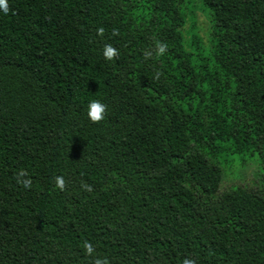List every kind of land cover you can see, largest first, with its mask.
Segmentation results:
<instances>
[{
	"label": "trees",
	"instance_id": "obj_1",
	"mask_svg": "<svg viewBox=\"0 0 264 264\" xmlns=\"http://www.w3.org/2000/svg\"><path fill=\"white\" fill-rule=\"evenodd\" d=\"M27 3L0 70V264H264V0Z\"/></svg>",
	"mask_w": 264,
	"mask_h": 264
},
{
	"label": "clouds",
	"instance_id": "obj_2",
	"mask_svg": "<svg viewBox=\"0 0 264 264\" xmlns=\"http://www.w3.org/2000/svg\"><path fill=\"white\" fill-rule=\"evenodd\" d=\"M29 11L27 0H0V70L2 71L21 70L22 63L25 60V52L19 42L18 34L25 27ZM103 33V28L97 29V35L102 36ZM27 42L25 40V43ZM156 51L157 55H163L166 52V46L157 42ZM102 54L106 61H112L118 55V51L111 45H105ZM156 78H159V74ZM105 112L106 105L99 101L92 100L87 105L86 115L92 123L102 121ZM55 184L57 188L63 190L64 179L57 176ZM85 187L88 191H91L90 187ZM83 248L87 255H92L94 249L90 243L85 242ZM94 264H109V262L107 259L97 258ZM183 264H194V261L186 258L183 260Z\"/></svg>",
	"mask_w": 264,
	"mask_h": 264
},
{
	"label": "rangeland",
	"instance_id": "obj_3",
	"mask_svg": "<svg viewBox=\"0 0 264 264\" xmlns=\"http://www.w3.org/2000/svg\"><path fill=\"white\" fill-rule=\"evenodd\" d=\"M259 168L255 160L246 159L243 165H235L227 170V174L238 182H243L248 174L254 176V178L259 177ZM231 183V182H230Z\"/></svg>",
	"mask_w": 264,
	"mask_h": 264
}]
</instances>
